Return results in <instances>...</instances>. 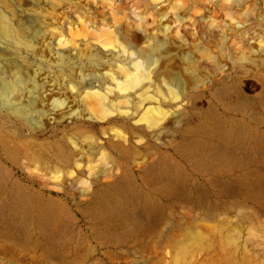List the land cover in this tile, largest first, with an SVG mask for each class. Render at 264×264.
<instances>
[{"label": "rangeland", "instance_id": "obj_1", "mask_svg": "<svg viewBox=\"0 0 264 264\" xmlns=\"http://www.w3.org/2000/svg\"><path fill=\"white\" fill-rule=\"evenodd\" d=\"M124 3L134 0H0L32 43L0 32V71L23 76L30 91L21 117L0 106V264H264V0L246 32L206 26L209 54L192 51L187 70L172 62L185 83L180 102L157 95L140 110L102 114L76 87L108 86L105 64L83 50L63 73L51 49L58 39L95 43ZM179 14L201 33L202 2ZM95 196L114 206L108 221ZM49 202L64 211L57 225Z\"/></svg>", "mask_w": 264, "mask_h": 264}, {"label": "bare ground", "instance_id": "obj_2", "mask_svg": "<svg viewBox=\"0 0 264 264\" xmlns=\"http://www.w3.org/2000/svg\"><path fill=\"white\" fill-rule=\"evenodd\" d=\"M255 1L256 0H235L234 3L228 4L227 2H229V0H172L171 4L166 6L164 5L166 0H134L131 6L124 3L121 7H115V16L114 18L111 17L113 27L107 26L104 29L107 35L99 37L96 39L95 43L91 40L82 38L78 47L75 48L69 45L70 42L74 41L73 38L69 40L58 39L55 47L51 49L54 59L50 62L56 64L59 71L63 72L64 68L70 64L69 62L71 59L78 58L81 60L82 52L86 50L92 62L95 63L97 60H100L105 64L106 68L98 67L108 79V86L101 88L89 84H80L76 87V93H82L84 97L92 98L97 101L102 114L112 113L113 111L124 113L129 109L128 105L140 110L144 106L145 101H152L157 95H166L169 99L177 101L185 94V83L178 72L174 71L171 66L172 62L181 59L186 66L185 70H187V66L192 59V51L209 54L207 42L208 35L205 31L206 26L216 30L222 29L232 34L246 32L248 30L249 18L254 10ZM200 2H202L206 24L201 28V33L199 34V32L195 33L193 29L194 22L191 21V14L182 17L179 12H186V10H190ZM244 5H248L251 9L242 12L241 7ZM138 6H144L145 11L137 12L136 9ZM224 16L228 20L224 19ZM202 29H204V32ZM0 32L5 37L15 39L19 45L24 46L26 49L32 48V43L25 40L20 31L13 27L12 24L9 23L8 18L1 13ZM196 34H199L201 37H199V39L196 38ZM65 70L68 78L71 80V67L69 66ZM194 71L195 69L191 68V75H193ZM5 75V73L0 71V106L9 110L12 114L21 117L25 114L26 107L20 103V100L25 97L26 93H30V91L26 90L23 76L15 73L10 81H8L5 79ZM165 79L168 80L165 87L161 88V85L157 87L156 83H160L159 81L165 83ZM33 85L35 84L33 83ZM113 101H117L115 105H113ZM122 103L123 106L121 105ZM106 105H109V108H107ZM145 112L162 115V111L159 107H148ZM144 119L148 122V116H145ZM1 177L4 179V176ZM0 181L2 183V180ZM21 191L23 192L24 190ZM21 191L18 192L20 193ZM19 193L17 194L19 195ZM27 194L31 199L36 198L35 196L31 197L29 193ZM105 196H107L106 193ZM22 197L24 198V196ZM99 198H97V196L93 198L95 214L97 218L107 220L106 217L108 218L109 212H111L109 211V207L111 206V208L114 209V206L112 207V205H110L109 199ZM114 198L113 196V200L116 199ZM14 199V203H19L21 200L20 204H24L28 200L27 198H25L27 200H22L21 198L17 202L14 201ZM32 200L26 203L27 206H30V203L36 204V202ZM115 202H117V200ZM47 205L49 206V209L47 208L48 210L46 209V205L45 207L43 206V208L46 209L44 211H47L46 216L48 215V218L54 220L53 223H55V219L57 216L59 217V214H62L61 212L63 210L60 211V208L57 209L58 206L56 208L53 202H49ZM25 208L28 209L24 204L23 209ZM31 208L34 207H29L30 210ZM21 209L20 207V210ZM30 210L28 211L31 214L32 210ZM26 216H23L24 221L28 222ZM29 217H31V215L28 216V219ZM60 217L62 218V215ZM17 218H20V216H17ZM40 218L42 219V217ZM40 218L36 219L40 220ZM48 218L45 219L48 220L47 223H50ZM56 220H58V218ZM20 222L22 223V221ZM44 223V225L47 224L46 222ZM57 223L58 221L55 225H57ZM50 224L48 225L50 226Z\"/></svg>", "mask_w": 264, "mask_h": 264}]
</instances>
